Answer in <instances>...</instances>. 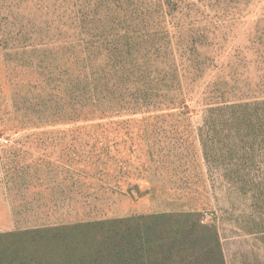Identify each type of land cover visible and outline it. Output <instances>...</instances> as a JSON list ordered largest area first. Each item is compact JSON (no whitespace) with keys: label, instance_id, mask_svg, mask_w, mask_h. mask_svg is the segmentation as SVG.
I'll use <instances>...</instances> for the list:
<instances>
[{"label":"rangeland","instance_id":"374dc122","mask_svg":"<svg viewBox=\"0 0 264 264\" xmlns=\"http://www.w3.org/2000/svg\"><path fill=\"white\" fill-rule=\"evenodd\" d=\"M184 211L264 264V0H0V229Z\"/></svg>","mask_w":264,"mask_h":264},{"label":"trees","instance_id":"16d2710c","mask_svg":"<svg viewBox=\"0 0 264 264\" xmlns=\"http://www.w3.org/2000/svg\"><path fill=\"white\" fill-rule=\"evenodd\" d=\"M0 264H225L216 225L161 212L0 232Z\"/></svg>","mask_w":264,"mask_h":264},{"label":"crops","instance_id":"0c3cea01","mask_svg":"<svg viewBox=\"0 0 264 264\" xmlns=\"http://www.w3.org/2000/svg\"><path fill=\"white\" fill-rule=\"evenodd\" d=\"M24 229H26V228H24ZM16 230H23V229H15V230H14V229H11V228H10V229H2V228H1V229H0V232H8V231H16Z\"/></svg>","mask_w":264,"mask_h":264}]
</instances>
